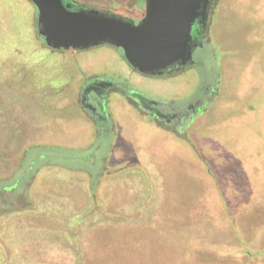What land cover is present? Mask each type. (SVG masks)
I'll return each mask as SVG.
<instances>
[{"label":"rangeland","instance_id":"1","mask_svg":"<svg viewBox=\"0 0 264 264\" xmlns=\"http://www.w3.org/2000/svg\"><path fill=\"white\" fill-rule=\"evenodd\" d=\"M89 3L95 5H103L111 10L119 11L125 16H129L137 22L139 15L145 10V0H88ZM214 2L211 9V24L213 20L214 9L217 5ZM34 20V21H33ZM215 21V19H214ZM223 18L220 20V23ZM224 22V21H223ZM219 24L220 31L215 37L213 29L208 32V39L204 41L203 45L198 46L193 52L194 65L187 68L185 71L178 74L164 76V77H152L141 74L135 71L128 63L123 55L121 48H116L109 44H104L88 49L87 59L91 62L94 71L99 74H104L108 70L112 72H119L124 75L128 80L136 83L142 89L153 92L160 96L171 98L178 101V105L185 107L189 101H193L195 97L202 96L203 88L212 83L220 81V93L214 99L215 105L218 98H224L225 102L228 101L234 105H231L225 112L235 110L237 108H245L253 115V121L246 119L227 120L219 125H215L210 129H202L201 134L211 138H225L231 134H237L238 141L245 140L250 145H253L254 155L264 163V118L262 112L264 109V59L261 58L262 51L257 48H253V45L264 46V40L260 45L255 40L249 41V38L255 34H250L251 27H256L257 23L251 21L239 25L237 29L224 23ZM264 25V24H263ZM259 26V25H258ZM257 26V27H258ZM0 71L5 73L16 72L19 69V59L31 58V55L35 53V56L45 57L51 65L62 68L63 63L71 61V56H75V52L67 50H56L50 53L48 48L42 47L44 41L40 38L37 29V19L33 16V7L28 0H3V4L0 8ZM262 30V31H261ZM261 36L264 39V27L260 28ZM256 36V35H255ZM264 48V47H263ZM22 51L20 53V51ZM86 51V50H84ZM263 65V66H262ZM247 66H250L248 72ZM16 68V69H15ZM243 72V73H242ZM245 72V74H244ZM53 77L55 73H52ZM106 74V73H105ZM52 77V78H53ZM5 82L0 78V83ZM172 85L171 89H168V85ZM166 88L164 90L161 87ZM19 87L15 86V89ZM114 102H121L126 108L129 118L137 123L139 126L140 134L137 139L139 145L142 141H147L153 135V133H160L162 128L146 124L142 118H140L136 111L130 110L129 107L124 104L116 96ZM114 105V104H113ZM206 106V104H205ZM204 106V107H205ZM210 107V109H211ZM202 110V109H201ZM17 114L20 111L16 112ZM201 113H198L194 120H197ZM2 119H7L9 123L16 129L9 135L10 147L8 151L2 152L0 146V174H3L8 169V161L11 156L24 154L25 162L31 160L32 172L31 184L22 186L23 178L22 173L17 174L16 177L12 175L4 179H0V187L7 186L8 190L1 197H5L6 201L14 202L16 204L24 203L26 201L23 195L31 187V195L33 191H43L58 197L62 194L61 188L57 190L50 188L43 184L41 177H46L50 171L56 170L61 165L64 170H87L92 172V176L89 179V187H92L91 196L86 199L87 207L84 211L79 212L70 222L76 223L77 231H73L70 227H62L56 230H50L48 227H44V222H51V220H59L60 213L51 211L50 205L46 208H39V216H31V222H34L38 228L37 237L44 239L48 243H37L39 247H42L46 251L45 254L52 264H125L124 261H115V256L118 254L117 247H114V243L121 240H127L129 242L132 238L129 235L134 234L142 237V232L152 230L166 239L171 246H180L181 251H189L187 242H193L195 233H190L187 226L182 227V221L172 222L170 219L163 217L159 211V204L161 203L162 187L159 182V171L157 170V164L152 159V155H149L145 149L136 148L133 152L122 158L119 161L112 160L107 161L111 156L115 147L119 143V127L109 132V136H94L88 129H83L80 125L53 123L50 126V131L47 133L44 128H33L28 124H17L13 122V115L1 114ZM184 126L188 139L193 142L192 147L189 140L182 137H177L173 134H169V142L167 143V151L173 153L167 161V165L178 166V171L186 179L192 176V172L189 173L186 170L187 162L179 159V154L191 155L203 170L211 176L215 183L216 190L220 191L217 183L219 167L218 162L214 161V158L221 162H226L225 148H222V153H213L211 157L201 149L197 142V134L188 131V127L194 121ZM19 126V127H18ZM39 143V145L29 146L31 141ZM256 141V142H254ZM13 142V147L11 143ZM48 143L57 144L56 146H50ZM60 144V145H58ZM200 154V155H199ZM152 156V157H151ZM216 162V163H215ZM219 164V163H218ZM53 165V167H51ZM109 166V168H108ZM132 168H138L137 177H131L135 172ZM190 166V171H191ZM142 170V174L140 173ZM28 171V170H27ZM27 174V175H28ZM145 175V176H144ZM150 180L151 191L147 192L151 194L150 204H145L147 196L143 194L139 199V194L131 192L133 186H138L139 182L147 183V177ZM194 176V174H193ZM192 176V177H193ZM20 180V183L16 186L15 183ZM161 178V177H160ZM134 179V180H133ZM111 185V186H109ZM147 185V184H146ZM12 187L13 189L9 188ZM187 187V184H185ZM191 186V184H190ZM42 187V188H37ZM96 187L99 191L95 193ZM105 188L109 191H105ZM186 191H190L193 187H188ZM192 191V190H191ZM87 197V196H86ZM132 198V200H131ZM54 199V198H52ZM119 199L125 200L126 203H120L116 205ZM221 199L224 202V198L221 195ZM135 200V201H134ZM5 201V200H4ZM134 201V202H133ZM6 203V202H5ZM192 205V202H191ZM190 200L185 203L186 212H189ZM137 210V211H136ZM192 212V210L190 211ZM19 213V212H16ZM53 216H47L51 214ZM181 215V214H180ZM16 222L19 226L23 224L28 229L35 228L27 224L29 218H22L16 215ZM167 219V220H166ZM14 220V219H13ZM41 223V224H39ZM91 226L88 231L84 232L83 225ZM233 224V222H232ZM21 226L23 229L24 226ZM28 225V226H27ZM6 229L9 228V224L5 223ZM61 226V225H60ZM234 226V224H233ZM190 227H192L190 225ZM12 228V226H11ZM15 228V226H14ZM12 228V229H14ZM16 230V229H15ZM51 231V232H50ZM61 233L65 236L66 243L74 244L77 241H84L86 244L82 247L72 248L69 244L58 243V239L54 232ZM27 234V232L25 231ZM94 237L91 243L95 248V252L91 250L88 238ZM6 240V241H5ZM15 240V241H14ZM23 240V238H21ZM242 241V240H241ZM17 241L16 237L10 236L3 238L0 236V245L4 246L7 250V254L10 257V247L15 248L18 251L25 252L26 256H31V246H21L23 243ZM89 244V248H88ZM45 245V246H43ZM78 251V253L68 254L66 251ZM245 247V245H244ZM35 250L39 248H34ZM233 246L223 247L218 252H227L229 254L235 252ZM246 249H244L245 251ZM66 255L62 254L63 252ZM100 252L103 255H98ZM207 252V251H206ZM70 253V252H69ZM214 254V253H213ZM220 254V253H217ZM33 255H36L33 253ZM96 255V258H95ZM92 256V259L90 258ZM155 257V256H154ZM209 255L203 256L201 253L196 254L195 259L183 260L180 264H232L234 259L225 257L221 258H208ZM12 258V256H11ZM157 259L161 264L173 263L172 260H166L164 258H151ZM150 260V259H149ZM120 262V263H119ZM155 262V260H153ZM175 262V261H174ZM20 264V263H19ZM22 264H31L29 261H23ZM174 264V263H173Z\"/></svg>","mask_w":264,"mask_h":264},{"label":"crops","instance_id":"2","mask_svg":"<svg viewBox=\"0 0 264 264\" xmlns=\"http://www.w3.org/2000/svg\"><path fill=\"white\" fill-rule=\"evenodd\" d=\"M222 18L224 21L222 22L226 27L232 25L235 29L239 25L242 27L245 21L257 23V26H259L251 27L253 29L249 31L250 34L256 36L247 38H249V41L255 40L258 43L264 40L261 36L262 30L259 32L260 28L264 27V0H218L211 24L215 37L220 31L218 26L222 23H220ZM263 47L253 45V48L262 51L261 58L264 59ZM249 68L250 66H247L248 72L250 71ZM162 83L168 85L167 90L171 89L172 85L166 82ZM161 87L166 90L163 84H161ZM231 105L234 104H228V101L225 102L224 98L219 97L211 109L201 113L198 119L194 120L188 127V131L197 134L196 142L208 156L211 157L212 152L222 153V148H225L226 153L229 152L226 155V162L220 163L214 158V161L219 163H217L219 167L217 183L220 188V191H218L211 176L194 161L195 159L191 155L179 153L177 155L180 157L179 159L187 162L185 167L188 176L186 177H189L190 172H192V176L194 174L193 177H189V180L180 174L181 171H178V166L174 167L166 164L165 160L167 161L175 153L167 151L169 130L162 128L163 131L153 133L149 140L142 141V144L139 145L137 141L141 136L139 125L129 118L126 107L121 102H114V110L119 123V143L109 159L106 160L107 164L110 160L112 162L119 161L129 156L133 150L139 148L138 146L145 149L149 155L153 156L151 157L157 164V170L159 171V182L162 187L161 203L159 204L160 213L172 222L181 220L182 227L187 226L190 233H195L196 238L193 242H187L189 251H181L180 246H171L164 237L146 229L145 232H142V237L134 234L129 235V238H132L129 242L121 240V237L118 238V241L114 243V247H117L119 251L115 258L119 259H115V261L121 260L125 264H161L159 260L151 259L158 257L164 258L168 262L172 260L174 264H180L181 259H195L196 254L201 253L205 257L209 255L210 258L227 257L234 259L232 264H264V253L261 256H251V253L264 252V163L254 155L252 150L254 143L250 145L248 142H244L243 139L238 141L235 132L225 138L217 139L201 134L202 129H210L230 119L235 121L242 118L253 121L252 113L243 107L226 113L227 107ZM262 116L264 118V109ZM13 129L16 128L7 119H2L0 116V146L2 152L8 151V147H10V143L7 141H9V135L13 132ZM11 147H13V142ZM91 177L93 176L90 171L64 170L61 165L56 170L46 174V177H41L40 181H43L44 185L47 184L48 187L56 190L61 188L62 194L58 197H55L53 193L49 195L54 198L50 209L55 213H60L59 220L54 219L49 223L45 221L44 224H39L48 227L50 230H56L63 225L77 231L78 225L76 223L72 224L70 220L87 207L86 199L92 193L88 184ZM146 178L147 187L150 186L151 188L148 176ZM141 184L143 183L139 182L136 187L139 188ZM185 184H187V187ZM188 187H193L191 188L192 191L188 190L184 194L179 193V191H186L189 189ZM109 190L110 188L108 190L105 188V191ZM45 193H47L46 190ZM134 193L140 195L142 191L135 189ZM146 196L147 199L144 205L151 202V194ZM188 200H190V208H188L189 212H186L185 203ZM122 202L126 203L125 200L119 199L116 205ZM191 210L192 212H190ZM47 216L53 215L51 213ZM93 239L94 237L91 236L88 238V242L91 250L95 252V248L91 243ZM230 246L236 249L234 253L218 252L223 247ZM244 249L246 250L244 251ZM98 255H103V253L100 252ZM90 258L92 259V256Z\"/></svg>","mask_w":264,"mask_h":264},{"label":"flooded vegetation","instance_id":"3","mask_svg":"<svg viewBox=\"0 0 264 264\" xmlns=\"http://www.w3.org/2000/svg\"><path fill=\"white\" fill-rule=\"evenodd\" d=\"M28 1L32 4L33 16L34 19L36 17L38 24V9L32 0ZM70 1L87 7L106 9L124 15L119 11L111 10L103 5L91 4L88 0ZM2 4L3 0H0V8ZM211 9L209 17L205 22H196L193 26V34L199 43H204V41L208 39V32L211 25ZM143 16L144 13L136 17V19H138L137 22H139ZM1 28L2 27H0V29ZM42 47L48 48L51 54L57 50L47 46L46 43H44ZM64 51L66 52L67 50ZM69 51L75 52V56H71V61L63 63L60 69L51 65V63L46 60L49 53L45 55V57L35 56V53H33L31 58L19 59V69L17 70L15 68L16 72L14 74L11 71L8 73L0 71V78L2 81H5L0 83V115H13L14 123L24 124L28 122L30 127H42L47 133H49L51 129L50 126L53 123H61L64 125L72 123L73 125H80L83 129H88L94 136H100L101 134L109 136L111 130H115V128L119 127L113 105L116 96L126 104L130 110L136 111L138 116L142 118L146 124L148 123L149 125L166 130L176 131L184 127L189 119L193 118L201 111L208 102L209 95L214 92L213 89L217 88L218 82L209 84L207 87L205 86V91L203 92L204 96L195 97L194 100L189 101L185 107L175 105L174 102L168 100H159L149 97L139 92H135L126 97L121 92V86L118 85L120 82L117 81L120 80L122 77L121 75H116L115 72L110 70L105 72L106 74L96 73L91 62L87 59L88 49H69ZM21 52L22 51H20V53ZM193 65L194 63L182 68H176L158 77L178 74ZM52 73H55L54 77ZM124 83V87L127 86L126 82ZM15 86L19 88L15 89ZM17 111H20V113L17 114ZM61 124L60 126H62ZM48 144L50 146L57 145L53 143ZM35 145H39V143L34 142V140L29 144L30 148ZM24 154L21 156H11V158H9L8 169L3 174H0V179L7 178L8 176L10 177L11 175L14 178L17 174L22 173L21 178H23L24 183L22 186L25 187L31 184V174H28V172H32V164L31 160L24 163L26 157ZM21 178L14 186L20 183ZM6 187L5 185L0 187L1 195L8 191L5 189ZM9 188L13 189L11 186ZM90 188L92 190V187ZM135 189L140 192L142 191V194L138 196L140 199L143 194L147 195V192H149L151 188L143 183L139 188L133 186L131 192H134ZM97 191L99 190L96 187L95 193ZM33 192V195H31V187H29V190L23 194L26 201L20 204L9 202V200L6 201L5 197L0 196V236L6 239L10 236L16 237L18 242L23 243L21 246H31L32 252L31 256H26L25 252L10 247L9 257L6 248L0 245V264H22L23 261H29L31 264H52L51 260H49L46 255H43L46 251L37 245V243L40 242L44 244L48 242L43 238L39 239L37 237L38 231L35 229L38 227L34 222H31V216H39L40 213L38 209L48 207L51 202H53V197L37 189ZM16 215L24 219L29 218L27 224L29 223L30 226L35 228L30 227L28 229L26 225H17ZM5 223L9 224L8 229H6ZM22 225L24 226V230L21 229ZM11 226L12 228L15 226V228L12 229ZM90 227L91 226L84 224L82 229L86 232ZM53 232L58 239V243L65 245L69 244L64 240L65 236L63 234L56 231ZM21 238H23V240H21ZM85 244V239L84 241L82 239V241L79 240L69 245L72 248L77 247L79 250V247H83ZM34 248L39 249L35 250ZM72 248L66 246V252L68 254L78 253V251H68ZM33 253L36 255H33ZM62 254L66 255L64 252Z\"/></svg>","mask_w":264,"mask_h":264},{"label":"water","instance_id":"4","mask_svg":"<svg viewBox=\"0 0 264 264\" xmlns=\"http://www.w3.org/2000/svg\"><path fill=\"white\" fill-rule=\"evenodd\" d=\"M32 1L39 12L38 34L47 46L83 50L109 44L123 50L135 71L152 77L194 63L193 52L203 43L194 36L193 26L208 19L214 2L145 0L144 16L135 22L70 0ZM132 170L136 175L131 177L139 176L138 168Z\"/></svg>","mask_w":264,"mask_h":264},{"label":"trees","instance_id":"5","mask_svg":"<svg viewBox=\"0 0 264 264\" xmlns=\"http://www.w3.org/2000/svg\"><path fill=\"white\" fill-rule=\"evenodd\" d=\"M216 1H218V0H214V2H216ZM214 2H213V3H214ZM144 12H145V10H144ZM144 12H143V13H144ZM44 43H45V42H44ZM122 52H123V50H122ZM123 55H124V52H123ZM115 74H116V75H117V74L121 75L119 72H118V73L115 72ZM121 76H122V77L120 78V80H117V81L120 82L118 85L121 86V92H122L126 97L129 96V95L134 94L135 92H139V93L145 94V95H147V96H149V97L157 98V99H159V100H160V99H161V100H168V101L174 102L175 105H178V101H179V100H175V99H171V98H166V97L160 96V95H158V94H154L153 92L146 91L145 89H142L140 86H138L136 83H134V82L128 80V78H126L124 75H121ZM123 81L126 82V85H127V86L124 87V84H125V83H124ZM213 90H214V92H212L211 95H209V97H208V102L206 103V106L203 107L202 110H201L199 113H203V112H205V111H208V110L210 109V107L213 105V103H214V99H215V98L219 95V93H220V81H218V83H217V88H215V89H213ZM204 91H205V88H203V92H204ZM202 96H204V93L202 94ZM195 116H196V115H195ZM195 116H194L193 118L189 119L187 124H189L192 120H194ZM169 132H170L171 134L177 136V137H182V138H184V139H186V138L188 139V138H189V137L187 136V133H186L184 127L180 128V129H178V130H176V131H171V130H169ZM188 140H189L190 145H191L192 147L195 148V146L193 145V142L190 141L191 139H188ZM195 149H196V148H195ZM199 155H200V154H199ZM262 253H264V252L257 253V254H253V253H251V256H256V255L261 256Z\"/></svg>","mask_w":264,"mask_h":264}]
</instances>
